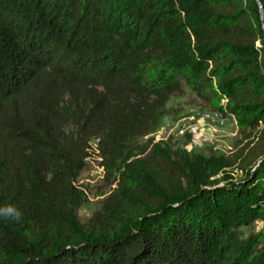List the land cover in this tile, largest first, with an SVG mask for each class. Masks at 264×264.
I'll return each instance as SVG.
<instances>
[{
    "label": "trees",
    "instance_id": "16d2710c",
    "mask_svg": "<svg viewBox=\"0 0 264 264\" xmlns=\"http://www.w3.org/2000/svg\"><path fill=\"white\" fill-rule=\"evenodd\" d=\"M183 85L225 100L231 151L136 153ZM92 141L116 186L81 222ZM261 176L256 0H0V264H264Z\"/></svg>",
    "mask_w": 264,
    "mask_h": 264
},
{
    "label": "rangeland",
    "instance_id": "374dc122",
    "mask_svg": "<svg viewBox=\"0 0 264 264\" xmlns=\"http://www.w3.org/2000/svg\"><path fill=\"white\" fill-rule=\"evenodd\" d=\"M183 88L184 91L179 96L172 97L167 103L158 129L149 136L137 139L133 144L136 153L149 142L150 145L167 143L173 147L206 153L213 151L223 155L231 151L239 125L235 117L227 111L225 100L212 99L211 105L196 96L186 85ZM208 112L220 114L225 118V124L222 127L207 124L202 115ZM86 152L83 169L74 182L75 189L83 198L77 210L81 222L101 208L105 198L116 186L117 177L116 171L106 170L102 165L103 160L99 156L95 141L89 143ZM261 177L259 180H263H260V186L264 189V176ZM244 231L249 232L248 229ZM251 231L261 233L258 247L261 246L264 243V219L255 220Z\"/></svg>",
    "mask_w": 264,
    "mask_h": 264
},
{
    "label": "bare ground",
    "instance_id": "6f19581e",
    "mask_svg": "<svg viewBox=\"0 0 264 264\" xmlns=\"http://www.w3.org/2000/svg\"><path fill=\"white\" fill-rule=\"evenodd\" d=\"M202 118L207 124L222 127L225 124V118L220 114L208 112L202 115Z\"/></svg>",
    "mask_w": 264,
    "mask_h": 264
},
{
    "label": "water",
    "instance_id": "95a60500",
    "mask_svg": "<svg viewBox=\"0 0 264 264\" xmlns=\"http://www.w3.org/2000/svg\"><path fill=\"white\" fill-rule=\"evenodd\" d=\"M256 3L258 5V8H259V13H260V19H261V22H262V27L264 29V24H263V10H262V4L260 2V0H256Z\"/></svg>",
    "mask_w": 264,
    "mask_h": 264
},
{
    "label": "clouds",
    "instance_id": "9594fccd",
    "mask_svg": "<svg viewBox=\"0 0 264 264\" xmlns=\"http://www.w3.org/2000/svg\"><path fill=\"white\" fill-rule=\"evenodd\" d=\"M4 214L5 215H16V213L14 212L12 208L6 209Z\"/></svg>",
    "mask_w": 264,
    "mask_h": 264
}]
</instances>
